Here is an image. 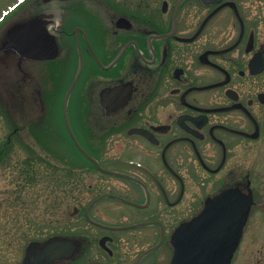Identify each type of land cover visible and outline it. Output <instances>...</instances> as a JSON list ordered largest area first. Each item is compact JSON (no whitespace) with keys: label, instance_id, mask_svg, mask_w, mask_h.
<instances>
[{"label":"flooded vegetation","instance_id":"af4514ba","mask_svg":"<svg viewBox=\"0 0 264 264\" xmlns=\"http://www.w3.org/2000/svg\"><path fill=\"white\" fill-rule=\"evenodd\" d=\"M29 7L21 22L42 21L56 52L33 60L20 130L67 131L99 175L80 221L29 242L21 264H170L173 234L227 191L250 206L231 264H264V0ZM57 239L62 256L37 263Z\"/></svg>","mask_w":264,"mask_h":264},{"label":"rangeland","instance_id":"374dc122","mask_svg":"<svg viewBox=\"0 0 264 264\" xmlns=\"http://www.w3.org/2000/svg\"><path fill=\"white\" fill-rule=\"evenodd\" d=\"M24 1V5H17L5 17L3 13L18 4V0H0V46L3 49L0 52V151H4L0 160V264H21L29 242L45 240L65 229L66 224L79 222L80 217H72L74 208L84 207L92 200L95 194L89 191L95 188L90 189V185L96 186L95 179L99 175L73 152L67 131H33L31 126L29 131H21L19 128V95L7 91L8 78L21 77L15 66L19 56L5 48L10 42L4 27L11 18L22 20L28 10L32 13L29 6L34 0ZM21 64L34 75L33 60L24 59ZM28 117L32 118L30 111ZM74 132L87 146L84 132ZM36 155L46 157L50 167L32 161L24 164ZM109 188L106 186V191ZM110 217L105 216V221L111 220ZM253 223L256 224L257 219Z\"/></svg>","mask_w":264,"mask_h":264},{"label":"water","instance_id":"95a60500","mask_svg":"<svg viewBox=\"0 0 264 264\" xmlns=\"http://www.w3.org/2000/svg\"><path fill=\"white\" fill-rule=\"evenodd\" d=\"M43 24L40 20L26 22L12 36L11 44L15 48L13 54L19 56L18 68L21 72L24 71L21 64L24 59L47 60L55 55V46L51 48L49 45V37ZM65 116L67 117L66 108ZM67 123L69 124L68 120ZM69 132L86 157L95 161L81 148L73 132ZM249 208L250 206L247 210L240 203V196L236 191L224 192L208 201L200 216L183 224L174 233L172 244L175 251L171 264H231L240 244ZM63 245L59 240L52 241L43 252L37 254L40 257L37 263H42L44 258L53 263L62 256L58 250ZM35 247L36 244L28 247L27 256L35 252Z\"/></svg>","mask_w":264,"mask_h":264},{"label":"trees","instance_id":"16d2710c","mask_svg":"<svg viewBox=\"0 0 264 264\" xmlns=\"http://www.w3.org/2000/svg\"><path fill=\"white\" fill-rule=\"evenodd\" d=\"M15 90V89H14ZM8 145V144H7ZM3 149L0 151V160L2 159V154H3ZM34 156V155H33ZM30 161H32V162H40V163H42V165L43 164H47L49 167H50V164L48 163V159L46 158V157H44V156H41V155H36L34 158H29V159H27L26 161H24V164H28V163H30ZM50 162V161H49ZM35 163V164H36ZM33 169V168H32Z\"/></svg>","mask_w":264,"mask_h":264},{"label":"bare ground","instance_id":"6f19581e","mask_svg":"<svg viewBox=\"0 0 264 264\" xmlns=\"http://www.w3.org/2000/svg\"><path fill=\"white\" fill-rule=\"evenodd\" d=\"M27 4V3H26Z\"/></svg>","mask_w":264,"mask_h":264}]
</instances>
